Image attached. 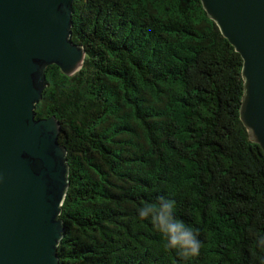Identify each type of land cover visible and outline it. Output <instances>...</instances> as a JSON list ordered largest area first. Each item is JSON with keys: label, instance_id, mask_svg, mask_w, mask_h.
Wrapping results in <instances>:
<instances>
[{"label": "trees", "instance_id": "trees-1", "mask_svg": "<svg viewBox=\"0 0 264 264\" xmlns=\"http://www.w3.org/2000/svg\"><path fill=\"white\" fill-rule=\"evenodd\" d=\"M83 68L46 70L69 189L60 264H264V153L240 119L243 60L200 0H75ZM175 202L200 254L166 252L144 201Z\"/></svg>", "mask_w": 264, "mask_h": 264}, {"label": "water", "instance_id": "water-1", "mask_svg": "<svg viewBox=\"0 0 264 264\" xmlns=\"http://www.w3.org/2000/svg\"><path fill=\"white\" fill-rule=\"evenodd\" d=\"M75 0H0V264H60L67 149L55 116L36 118L46 70L84 66L72 41ZM243 60L240 119L264 153V0H200Z\"/></svg>", "mask_w": 264, "mask_h": 264}, {"label": "clouds", "instance_id": "clouds-1", "mask_svg": "<svg viewBox=\"0 0 264 264\" xmlns=\"http://www.w3.org/2000/svg\"><path fill=\"white\" fill-rule=\"evenodd\" d=\"M175 202L160 197L157 202L141 203L137 216L142 221H150L162 238V247L166 252L178 251L185 259L200 254L202 242L199 229L185 224L174 216ZM257 246L264 248V235L257 237Z\"/></svg>", "mask_w": 264, "mask_h": 264}]
</instances>
